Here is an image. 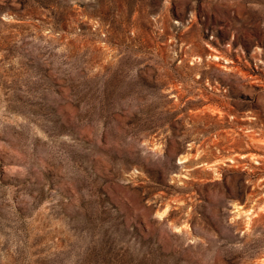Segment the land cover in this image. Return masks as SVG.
Listing matches in <instances>:
<instances>
[{"label": "rangeland", "instance_id": "374dc122", "mask_svg": "<svg viewBox=\"0 0 264 264\" xmlns=\"http://www.w3.org/2000/svg\"><path fill=\"white\" fill-rule=\"evenodd\" d=\"M263 258L264 0H0V264Z\"/></svg>", "mask_w": 264, "mask_h": 264}, {"label": "bare ground", "instance_id": "6f19581e", "mask_svg": "<svg viewBox=\"0 0 264 264\" xmlns=\"http://www.w3.org/2000/svg\"><path fill=\"white\" fill-rule=\"evenodd\" d=\"M249 222V221H248ZM264 259V258H263ZM262 260V259H261Z\"/></svg>", "mask_w": 264, "mask_h": 264}]
</instances>
